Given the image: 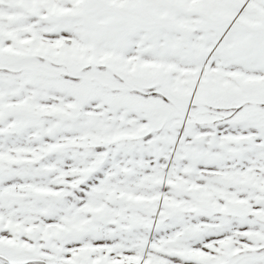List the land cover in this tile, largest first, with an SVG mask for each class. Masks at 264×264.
I'll use <instances>...</instances> for the list:
<instances>
[{
    "label": "snow or ice",
    "instance_id": "snow-or-ice-1",
    "mask_svg": "<svg viewBox=\"0 0 264 264\" xmlns=\"http://www.w3.org/2000/svg\"><path fill=\"white\" fill-rule=\"evenodd\" d=\"M0 264H264V0H0Z\"/></svg>",
    "mask_w": 264,
    "mask_h": 264
}]
</instances>
